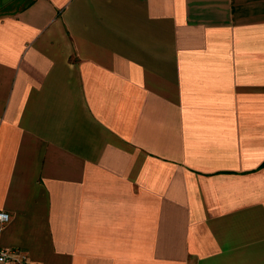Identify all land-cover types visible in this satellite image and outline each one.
Returning <instances> with one entry per match:
<instances>
[{"label":"crops","instance_id":"obj_1","mask_svg":"<svg viewBox=\"0 0 264 264\" xmlns=\"http://www.w3.org/2000/svg\"><path fill=\"white\" fill-rule=\"evenodd\" d=\"M0 210L31 264H264V0H0Z\"/></svg>","mask_w":264,"mask_h":264},{"label":"built area","instance_id":"obj_2","mask_svg":"<svg viewBox=\"0 0 264 264\" xmlns=\"http://www.w3.org/2000/svg\"><path fill=\"white\" fill-rule=\"evenodd\" d=\"M9 219L6 211L0 210V229ZM0 264H31L25 251L16 246H3L0 244Z\"/></svg>","mask_w":264,"mask_h":264}]
</instances>
